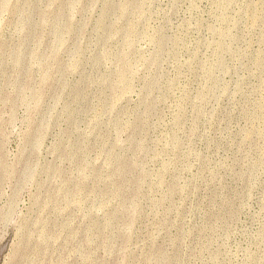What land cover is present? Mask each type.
<instances>
[{
	"label": "rangeland",
	"instance_id": "1",
	"mask_svg": "<svg viewBox=\"0 0 264 264\" xmlns=\"http://www.w3.org/2000/svg\"><path fill=\"white\" fill-rule=\"evenodd\" d=\"M141 2L0 0V264H264V0Z\"/></svg>",
	"mask_w": 264,
	"mask_h": 264
},
{
	"label": "bare ground",
	"instance_id": "2",
	"mask_svg": "<svg viewBox=\"0 0 264 264\" xmlns=\"http://www.w3.org/2000/svg\"><path fill=\"white\" fill-rule=\"evenodd\" d=\"M144 1H145V0H142V2H141V4H140V8H142V5H143ZM129 31H130V34H129L128 38H127V42H128V43L130 42V40H131L130 37L132 36V34H133V32H134V30H133V26H130ZM55 35H56V34H55ZM222 39H223V38H222ZM119 83H120V84H124V85L127 84V80H126V77H125L124 73H120V76H119Z\"/></svg>",
	"mask_w": 264,
	"mask_h": 264
}]
</instances>
